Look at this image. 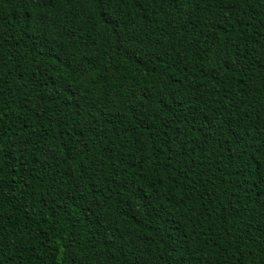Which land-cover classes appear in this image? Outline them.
I'll return each instance as SVG.
<instances>
[{
  "label": "trees",
  "instance_id": "trees-1",
  "mask_svg": "<svg viewBox=\"0 0 264 264\" xmlns=\"http://www.w3.org/2000/svg\"><path fill=\"white\" fill-rule=\"evenodd\" d=\"M0 264H264V0H0Z\"/></svg>",
  "mask_w": 264,
  "mask_h": 264
}]
</instances>
